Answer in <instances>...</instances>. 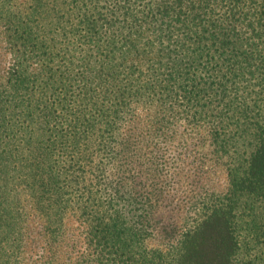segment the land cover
<instances>
[{
	"label": "trees",
	"instance_id": "obj_1",
	"mask_svg": "<svg viewBox=\"0 0 264 264\" xmlns=\"http://www.w3.org/2000/svg\"><path fill=\"white\" fill-rule=\"evenodd\" d=\"M0 38V264H55L70 216L75 264L258 259L264 0H0Z\"/></svg>",
	"mask_w": 264,
	"mask_h": 264
},
{
	"label": "rangeland",
	"instance_id": "obj_2",
	"mask_svg": "<svg viewBox=\"0 0 264 264\" xmlns=\"http://www.w3.org/2000/svg\"><path fill=\"white\" fill-rule=\"evenodd\" d=\"M9 61H10V55L8 53H6V50L4 48V44L1 41L0 38V77L2 76V71L3 69H5L8 65H9ZM228 171L226 169H224L223 167L221 169L218 168H213V170L210 172V174L206 175V181L203 180L204 182H202L203 184H205V186L210 190H214L216 192H218L219 194H226V191L229 190V175L227 173ZM227 196V195H226ZM242 197V196H241ZM240 199V197H239ZM263 212V211H262ZM264 214V213H262ZM158 216L161 218L162 223L163 224H167V228L171 229L172 227V234L175 236L178 235L179 230L177 227H179V225L182 224L183 221V212L180 210L179 207L176 206H170L167 207L165 209H162L160 211V213L158 214ZM246 219H248L246 215H244ZM251 218V217H250ZM255 219L257 220V222L259 224H263L264 223V219H261L258 217H255ZM37 218L33 216V214H29V218H28V223H29V227L31 230V237L29 239V247H30V251L34 256H37L36 259H39L38 257V248H37V244H38V235L36 232L37 229ZM67 231L65 232V242L61 248V252H59L56 255V259H55V264H75V262L77 261V256L78 253L77 251L74 249H72V247L69 246V243L73 241V238L75 239V234L78 233V220L75 217H68L67 222ZM74 231H73V230ZM257 234L259 235V239L263 240L264 239V225H262V227L258 226L257 227ZM68 235H72V238H68L66 237ZM159 239H151L150 241V246L151 245H155L156 242H158ZM264 244V242H263ZM261 245H259L258 247H256V252L255 254H257L258 259H255L254 261H252L251 264H264V248L262 249V252H260L261 250ZM255 251V250H254ZM254 251L252 252V254L254 253ZM30 254V253H29ZM35 257H26V259H24V263L26 264H30L32 263V261L34 260ZM37 262V261H36Z\"/></svg>",
	"mask_w": 264,
	"mask_h": 264
}]
</instances>
